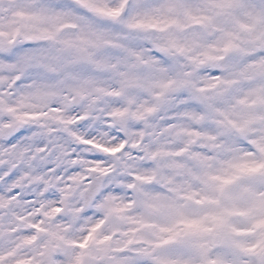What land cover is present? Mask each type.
Listing matches in <instances>:
<instances>
[{
    "label": "clouds",
    "instance_id": "1",
    "mask_svg": "<svg viewBox=\"0 0 264 264\" xmlns=\"http://www.w3.org/2000/svg\"><path fill=\"white\" fill-rule=\"evenodd\" d=\"M0 264H264V0H0Z\"/></svg>",
    "mask_w": 264,
    "mask_h": 264
}]
</instances>
